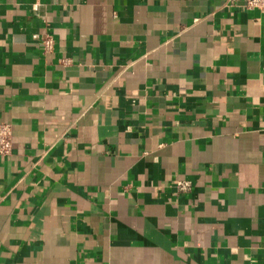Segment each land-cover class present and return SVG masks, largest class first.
<instances>
[{
	"label": "crops",
	"instance_id": "1",
	"mask_svg": "<svg viewBox=\"0 0 264 264\" xmlns=\"http://www.w3.org/2000/svg\"><path fill=\"white\" fill-rule=\"evenodd\" d=\"M0 121V264H264L244 0H0Z\"/></svg>",
	"mask_w": 264,
	"mask_h": 264
},
{
	"label": "built area",
	"instance_id": "2",
	"mask_svg": "<svg viewBox=\"0 0 264 264\" xmlns=\"http://www.w3.org/2000/svg\"><path fill=\"white\" fill-rule=\"evenodd\" d=\"M244 6L248 9H258L264 19V0H244ZM44 46L47 50L53 47V39L45 37ZM13 130L8 122L0 121V155L5 156L12 151Z\"/></svg>",
	"mask_w": 264,
	"mask_h": 264
}]
</instances>
